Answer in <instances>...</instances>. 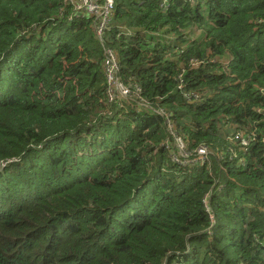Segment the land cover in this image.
I'll use <instances>...</instances> for the list:
<instances>
[{
  "label": "trees",
  "instance_id": "16d2710c",
  "mask_svg": "<svg viewBox=\"0 0 264 264\" xmlns=\"http://www.w3.org/2000/svg\"><path fill=\"white\" fill-rule=\"evenodd\" d=\"M114 1L111 103L91 18L0 0V264H264V0Z\"/></svg>",
  "mask_w": 264,
  "mask_h": 264
},
{
  "label": "built area",
  "instance_id": "2783aa9c",
  "mask_svg": "<svg viewBox=\"0 0 264 264\" xmlns=\"http://www.w3.org/2000/svg\"><path fill=\"white\" fill-rule=\"evenodd\" d=\"M73 7L74 16H81L86 14L92 19V26L97 39L103 44L104 59H103V74L107 85V97L109 102H117L119 100H126L131 96L130 89L121 81L119 75V64L116 53L108 49L103 43L106 33L112 28L111 22L115 11L114 0H66ZM81 14V15H80ZM118 34L125 32V28ZM139 94V90L135 91ZM145 105V104H140ZM178 147L181 152L184 150V144L180 139H176ZM184 155H186L184 153ZM197 155L204 160L207 155V149L199 148ZM187 156V155H186Z\"/></svg>",
  "mask_w": 264,
  "mask_h": 264
},
{
  "label": "rangeland",
  "instance_id": "374dc122",
  "mask_svg": "<svg viewBox=\"0 0 264 264\" xmlns=\"http://www.w3.org/2000/svg\"><path fill=\"white\" fill-rule=\"evenodd\" d=\"M199 33V31H196V34H198ZM179 148V147H178ZM179 150V153H178V160H176V161H182V160H184V159H186L187 158V156L186 155H184V154H182V152L180 151V149H178Z\"/></svg>",
  "mask_w": 264,
  "mask_h": 264
}]
</instances>
